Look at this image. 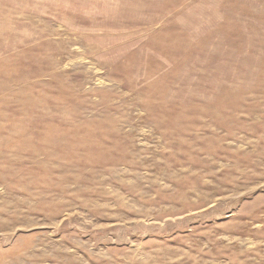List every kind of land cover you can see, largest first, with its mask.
Listing matches in <instances>:
<instances>
[{
	"label": "rangeland",
	"instance_id": "1",
	"mask_svg": "<svg viewBox=\"0 0 264 264\" xmlns=\"http://www.w3.org/2000/svg\"><path fill=\"white\" fill-rule=\"evenodd\" d=\"M0 264H264V0H0Z\"/></svg>",
	"mask_w": 264,
	"mask_h": 264
}]
</instances>
